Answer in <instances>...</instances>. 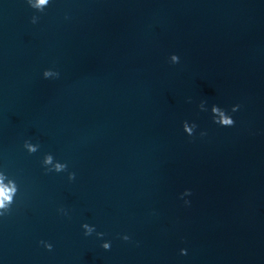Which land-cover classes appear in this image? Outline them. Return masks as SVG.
<instances>
[{"label": "water", "instance_id": "95a60500", "mask_svg": "<svg viewBox=\"0 0 264 264\" xmlns=\"http://www.w3.org/2000/svg\"><path fill=\"white\" fill-rule=\"evenodd\" d=\"M0 170V264H264V0H0Z\"/></svg>", "mask_w": 264, "mask_h": 264}, {"label": "clouds", "instance_id": "9594fccd", "mask_svg": "<svg viewBox=\"0 0 264 264\" xmlns=\"http://www.w3.org/2000/svg\"><path fill=\"white\" fill-rule=\"evenodd\" d=\"M28 6H30L33 9H36L38 11L43 10L46 6L49 5L50 0H26ZM30 22L32 24H35L37 22V17L35 15L30 17ZM169 61L172 64H176L179 62V58L177 55L170 53L169 54ZM41 75L44 78H56L59 76V73L57 71H53L51 68H44L42 70ZM240 104L234 103L230 106V108L225 111L221 108H219L217 105L213 104L211 107V111L215 113L216 115L213 117V122L220 126H232L235 121L233 119L232 113H235L239 110ZM184 128L186 131L190 132L191 129L187 127V123L185 122ZM200 135H204L203 132L200 133ZM22 147L29 153L36 151V145L29 140L25 139L23 141ZM52 162V157L50 154H45L41 163L44 165L50 164ZM66 167L63 163H56L54 166V169H46V171L54 170L56 172H59L63 170ZM75 174L73 172L68 173V179L72 180L74 178ZM7 179V182L5 183V180ZM17 191V185L15 181L9 177L3 170H0V217H3L6 215V213L9 210V207L12 203V194ZM191 195V190L188 188H185L180 194V199L183 200V203L185 205H188L190 201L187 199V197ZM58 212H61L65 215H67V212L63 208H58ZM80 228L82 229V234L84 236H90L93 233H95V236L99 239V247L108 250L111 247V241L109 239H104L105 233L102 231H97L93 225H90L87 222H81ZM120 238L124 241H128L130 239L129 235L124 233L120 234ZM38 244H42L45 249L51 250L53 245L49 243L46 240H39L37 241ZM187 250L183 247L179 249V253L181 255H185Z\"/></svg>", "mask_w": 264, "mask_h": 264}]
</instances>
